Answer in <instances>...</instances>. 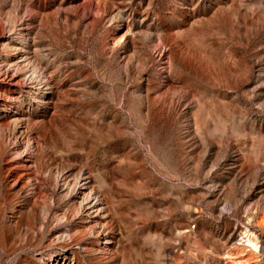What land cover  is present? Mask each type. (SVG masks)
<instances>
[{
  "label": "rangeland",
  "instance_id": "obj_1",
  "mask_svg": "<svg viewBox=\"0 0 264 264\" xmlns=\"http://www.w3.org/2000/svg\"><path fill=\"white\" fill-rule=\"evenodd\" d=\"M0 264H264V0H0Z\"/></svg>",
  "mask_w": 264,
  "mask_h": 264
},
{
  "label": "bare ground",
  "instance_id": "obj_2",
  "mask_svg": "<svg viewBox=\"0 0 264 264\" xmlns=\"http://www.w3.org/2000/svg\"><path fill=\"white\" fill-rule=\"evenodd\" d=\"M26 61V60H25ZM81 175H79L77 177V180L75 181V186L76 185H81L79 187V196L81 197V199H79L80 201L78 202L79 204L77 205L78 209L81 212H84L86 214H90V212L95 209L96 211H103V206H101L102 204V199L98 196V193L96 190L90 188V190L86 193H83L82 189H86L87 187H89V181H87V175H84L82 173H80ZM60 181V188L61 189H66L67 187H70V181L65 180V178H61L59 179ZM74 185V183H72V186ZM73 186V187H75ZM94 210V211H95ZM243 242L246 244V246H248L252 251H256L258 249V245H257V237L255 236V234H253L252 232H244L243 235Z\"/></svg>",
  "mask_w": 264,
  "mask_h": 264
}]
</instances>
